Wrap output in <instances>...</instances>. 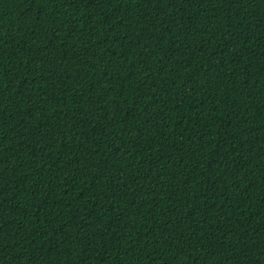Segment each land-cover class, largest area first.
<instances>
[{"label": "trees", "instance_id": "obj_1", "mask_svg": "<svg viewBox=\"0 0 264 264\" xmlns=\"http://www.w3.org/2000/svg\"><path fill=\"white\" fill-rule=\"evenodd\" d=\"M0 264H264V0H0Z\"/></svg>", "mask_w": 264, "mask_h": 264}]
</instances>
